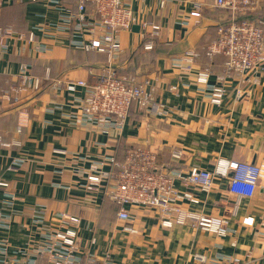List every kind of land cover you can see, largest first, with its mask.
<instances>
[{
    "label": "crops",
    "instance_id": "obj_1",
    "mask_svg": "<svg viewBox=\"0 0 264 264\" xmlns=\"http://www.w3.org/2000/svg\"><path fill=\"white\" fill-rule=\"evenodd\" d=\"M196 4L200 15L190 16ZM17 5L0 8V25L18 33L27 34L56 17L57 12L45 3ZM131 9L138 22L159 25L154 46L142 48L143 31L135 24L138 30L122 34L123 49L113 64L128 81H148L147 88L153 89L166 112L151 116L132 106L120 133L105 134L71 123L68 115L79 111V98L84 96L81 87L75 92L55 93L47 87L28 90L16 104L1 97L2 91L19 84L16 74L21 63L28 64L35 76H45L50 70L53 79L91 81L108 58L68 47L65 33L48 38L39 32L37 40L48 47L42 54L19 52L22 41L13 39L8 52L0 55V181L7 183L0 186V243L7 246L0 257H23L31 252L42 241V229L55 228V215L65 213L80 218L77 255L81 261L91 257L97 264H197L193 253L198 252L207 257L236 254L248 258V264H264L262 188L239 201L228 192L226 182L218 179L208 193L191 189L199 200L190 205L192 210L229 219L231 232L217 236L185 225L163 229L157 211L135 206L126 207L136 232H124V223L117 219L118 206L107 191L103 188L90 195L80 186L83 165L103 156L120 163L127 147L154 151L157 163L166 169L195 166L210 170L219 157L264 162V74L258 84L225 77L227 95L214 105L197 90L192 72L173 65L186 51H195L193 69L207 67L210 82H217L224 75L223 61L207 58L204 48L217 36L218 25L229 20L228 12L214 0H133ZM258 15L262 18L255 19L264 21V10ZM183 18H187L185 24ZM237 89H250V97H237ZM57 147L83 160L54 153ZM176 149L181 151L180 159L172 155ZM17 159L23 161L15 165ZM177 187L183 188L178 183ZM37 213L44 217L42 224L34 222ZM244 218H253V223L244 225Z\"/></svg>",
    "mask_w": 264,
    "mask_h": 264
},
{
    "label": "built area",
    "instance_id": "obj_2",
    "mask_svg": "<svg viewBox=\"0 0 264 264\" xmlns=\"http://www.w3.org/2000/svg\"><path fill=\"white\" fill-rule=\"evenodd\" d=\"M133 0H75L74 4L66 0H0V7L11 4L45 3L54 10L56 17L42 23L27 34L18 33L11 28L0 29V55L7 53L10 40L22 41L19 52L42 54L48 47L38 41L36 33L42 37L53 38L55 33H65L68 47L81 50H95L106 53L108 63L92 74V80L84 79H50L49 89L55 93L59 90L75 92L84 89V96L79 98V111L70 113L71 123L80 127L96 128L101 133L121 132L130 106L151 116H162L166 110L164 105L155 99L153 89H148L146 80L137 78L128 81L114 67V59L122 51V34L129 32L135 24L143 32L141 46L145 50L152 49V38L159 25L152 21H137L132 13ZM164 3L165 0H160ZM262 0H214L217 7L226 10L230 18L218 25V37L205 48V55L212 59L220 54L225 57L224 75L217 77V82H210V70L207 67L193 69L192 59L195 51H186L174 60L173 65L186 72H192L194 83L201 95L208 98L214 105L222 103L227 95L223 83L225 77H234L240 83L258 84L264 74V28L253 20H237L236 15L255 11ZM200 6L195 5L190 16L200 15ZM187 18L182 19L186 23ZM47 74V73H46ZM19 84L5 89L1 97L16 104L21 93L38 92L42 89L44 78L30 72L26 63L19 65ZM172 86L171 89H174ZM237 97L249 98L251 90H236ZM52 151L68 155L76 160H83L80 155L69 153L67 149L57 147ZM174 158L180 159L181 151L172 152ZM23 159L15 160L19 165ZM84 163V161H83ZM110 164L111 168H106ZM84 182L81 187L87 193L94 194L101 189L117 204V219L122 221V230L135 233L130 225L132 214L126 206L144 207L157 211L158 223L163 229H171L175 225H185L192 229L225 236L231 232L229 219L222 216L204 214L194 211L190 205H196L198 199L193 190L208 193L216 179L225 181L228 192L238 201L251 197L257 188L264 189V162L234 161L219 157L212 169L190 167L166 169L156 160V154L145 147H127L120 163L112 156L99 157L83 165ZM177 183L183 187H177ZM0 181V186H6ZM34 222L43 223V215L37 213ZM58 224L55 228L42 229L41 243L32 248L23 257H0V264H97L96 259L89 257L81 261L77 255L78 227L80 218L75 215L58 213L55 215ZM244 225H251L253 218H244ZM264 225V223H262ZM7 246L0 243V252L5 254ZM197 264H248V258L239 255L217 254L207 257L203 253H193Z\"/></svg>",
    "mask_w": 264,
    "mask_h": 264
},
{
    "label": "trees",
    "instance_id": "obj_3",
    "mask_svg": "<svg viewBox=\"0 0 264 264\" xmlns=\"http://www.w3.org/2000/svg\"><path fill=\"white\" fill-rule=\"evenodd\" d=\"M74 1H75V0H71V2L69 1V3L74 4ZM67 2H68V1H67ZM21 5H22V4H21ZM6 6L17 7V6H19V5H17V4H11V5H5V7H6ZM3 7H4V6H1L0 8H3ZM258 10H259V11H258ZM258 10H255V11H252V12H249V13H245V14H238V15H236V19H237V20H243V19L253 20L257 25H259V26H261L262 28H264V21L255 19L256 16H258V17L261 16V15H258V14H259L261 11L264 10V0H262V2H261V4H260ZM228 17L230 18L229 13H228ZM260 18H262V16H261ZM227 21H228V20H226L225 22H227ZM225 22H223V23H225ZM4 28H8V27H6L5 25H0V29H4ZM217 37H218V33H217V36H216L212 41H210L209 43L215 41V40L217 39ZM152 40H153V42H154V38H152ZM209 43H208V44H209ZM208 44H207V45H208ZM207 45H206V46H207ZM79 50H81V49H79ZM81 51H85V50H81ZM91 52H96V51H95V50H88V51H85V53H91ZM121 52H122V51H121ZM121 52H120V54H121ZM96 53H98V54H100V55H103L104 58H108V55H107L106 53H102V52H96ZM204 55H205V52H204ZM205 56H206V55H205ZM216 57H219V58L222 59V61H223V68H224L225 57L222 56V55H220V54H217V55H214L212 59H214V58H216ZM210 61H211V60H210ZM103 64H107V60H106V59H105V61L103 62ZM114 67H115V66H114ZM115 68H116V70H117V72H118L119 74L122 73V71H121L119 68H117V67H115ZM30 70H31V69H30ZM31 71H32V70H31ZM31 73H33V72H31ZM44 74H45V73H44ZM33 75H34V74H33ZM36 75H37V74H36ZM46 75H47V78H48V79L43 81L42 89L45 88V87L49 88L48 83L50 82V79H53V78H51L52 76H51V72H50V70H48V72H47ZM131 76H132V75H129V78H130ZM37 77L44 78L45 76H44V75H43V76H38V75H37ZM42 89H41V90H42ZM132 106H134V105H132ZM132 106H130L129 112H130Z\"/></svg>",
    "mask_w": 264,
    "mask_h": 264
},
{
    "label": "water",
    "instance_id": "obj_4",
    "mask_svg": "<svg viewBox=\"0 0 264 264\" xmlns=\"http://www.w3.org/2000/svg\"><path fill=\"white\" fill-rule=\"evenodd\" d=\"M132 28H133V30H138V26L137 25H134Z\"/></svg>",
    "mask_w": 264,
    "mask_h": 264
},
{
    "label": "rangeland",
    "instance_id": "obj_5",
    "mask_svg": "<svg viewBox=\"0 0 264 264\" xmlns=\"http://www.w3.org/2000/svg\"><path fill=\"white\" fill-rule=\"evenodd\" d=\"M154 152V151H153ZM155 153V152H154ZM156 154V153H155Z\"/></svg>",
    "mask_w": 264,
    "mask_h": 264
}]
</instances>
